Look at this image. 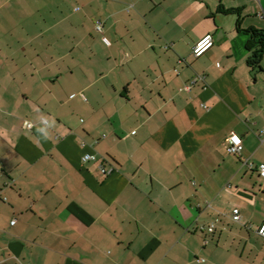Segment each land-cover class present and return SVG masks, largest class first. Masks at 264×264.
Wrapping results in <instances>:
<instances>
[{"label":"crops","instance_id":"1","mask_svg":"<svg viewBox=\"0 0 264 264\" xmlns=\"http://www.w3.org/2000/svg\"><path fill=\"white\" fill-rule=\"evenodd\" d=\"M219 4L264 30V0H0V264H264V72Z\"/></svg>","mask_w":264,"mask_h":264},{"label":"built area","instance_id":"2","mask_svg":"<svg viewBox=\"0 0 264 264\" xmlns=\"http://www.w3.org/2000/svg\"><path fill=\"white\" fill-rule=\"evenodd\" d=\"M94 29L97 33L102 34L103 31V23L100 20H96L94 22ZM102 41L106 44L109 45V41L103 37ZM213 46V39L212 36L210 34L205 35L204 37H202L200 40H198L193 48H192V53L193 56L198 58L201 57L206 51H208L211 47ZM202 77H197L194 78L193 80H191V85L195 84L197 82L198 79H201ZM203 79V78H202ZM185 89L189 88L188 86L184 87ZM44 124H47L46 120H43ZM24 127L26 129H31L33 127L32 123L30 122H25L24 123ZM261 134H264V132H261ZM241 150H242V140L241 138L236 135V134H232L230 135V137L227 139V147H226V151L229 154L235 155V156H239L241 154ZM97 158L95 155H90V154H85L82 156L81 158V162L82 163H87L89 161H96ZM256 171L260 177V179L262 181H264V164H259L256 166ZM101 173L103 175L106 174V171L102 168L101 169ZM231 220L234 223H239L241 221V215H240V211L239 209H233L231 212ZM16 222L15 218H13L10 222L11 225H14ZM206 231L208 233H213L214 232V225L211 224L206 228ZM257 234L261 237L264 238V222H262V224L260 225V227L257 229Z\"/></svg>","mask_w":264,"mask_h":264},{"label":"trees","instance_id":"3","mask_svg":"<svg viewBox=\"0 0 264 264\" xmlns=\"http://www.w3.org/2000/svg\"><path fill=\"white\" fill-rule=\"evenodd\" d=\"M217 12L223 15H235L237 16L235 22V30L239 33H243L246 37L245 50L246 56V67L251 73L257 74L264 72L261 67L262 58H264V30L255 28H241V20L239 18L240 9H226L222 4L217 6ZM199 58V57H198Z\"/></svg>","mask_w":264,"mask_h":264},{"label":"rangeland","instance_id":"4","mask_svg":"<svg viewBox=\"0 0 264 264\" xmlns=\"http://www.w3.org/2000/svg\"><path fill=\"white\" fill-rule=\"evenodd\" d=\"M96 4V3H95ZM94 10V9H93ZM93 10H92V12H93ZM79 13V15H81V14H83V11L81 10L80 12H78ZM96 20H100V19H96ZM100 21H102V20H100ZM95 22V21H94ZM103 22V21H102ZM103 32L104 31H102V34H103ZM104 37L107 39V40H109L108 39V37H106V35H104Z\"/></svg>","mask_w":264,"mask_h":264}]
</instances>
